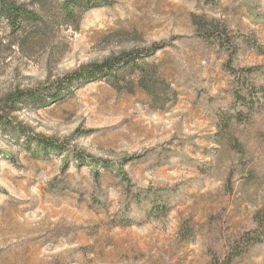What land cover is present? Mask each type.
Masks as SVG:
<instances>
[{"label":"rangeland","instance_id":"rangeland-1","mask_svg":"<svg viewBox=\"0 0 264 264\" xmlns=\"http://www.w3.org/2000/svg\"><path fill=\"white\" fill-rule=\"evenodd\" d=\"M14 1L43 23L12 32L0 19V97L164 48L142 71L126 66L13 114L63 153L0 131V264H225L264 208V108L220 132L232 113L228 55L193 17L225 27L234 66L264 71V0H104L72 19L62 0ZM158 204L167 212L150 215ZM230 264H264V239Z\"/></svg>","mask_w":264,"mask_h":264},{"label":"trees","instance_id":"trees-1","mask_svg":"<svg viewBox=\"0 0 264 264\" xmlns=\"http://www.w3.org/2000/svg\"><path fill=\"white\" fill-rule=\"evenodd\" d=\"M209 0H205V2ZM108 4L104 0H62V9L67 18H74L77 10H88ZM0 19L7 22L12 32L18 31L23 25H41L42 17L29 10L23 4L14 0H0ZM193 24L199 32V36L204 41L214 39L220 49L227 52L228 58L224 64V69L232 78L233 103L232 113L219 116L216 121L220 132L229 129V123H243L249 121L251 116L264 108V71L261 68H240L233 65L235 46L232 47L231 38L224 26L215 20H206L203 17L194 16ZM164 47L153 45L150 48L121 52L116 56H111L99 63H89L71 71L58 79L47 84L30 88L15 89L0 97V131L11 132L22 137L27 144V150L36 147L37 151L63 153V144L57 143L53 139L42 135L30 133L29 130L17 123L14 113L24 106L32 109L45 108L48 105L69 95L72 90L87 83H91L104 78H116L117 72L126 66H132L142 71L139 61L143 58L151 57ZM257 78V79H256ZM145 79L139 81L140 87L149 95L151 89L144 83ZM76 160H83V156L76 154ZM105 167L104 163H99ZM98 164V165H99ZM150 215L160 216L167 212L164 205H155L150 209ZM126 220V219H125ZM124 221L122 226H129ZM264 239V208L257 211L254 216V227L242 234L234 245L233 249L225 256V264H230L232 259L242 253L245 248H249Z\"/></svg>","mask_w":264,"mask_h":264}]
</instances>
